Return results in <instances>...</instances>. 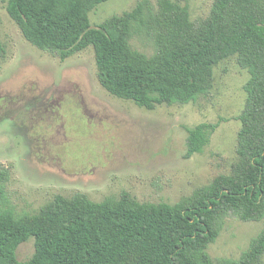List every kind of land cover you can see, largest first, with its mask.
Segmentation results:
<instances>
[{"label": "trees", "instance_id": "trees-1", "mask_svg": "<svg viewBox=\"0 0 264 264\" xmlns=\"http://www.w3.org/2000/svg\"><path fill=\"white\" fill-rule=\"evenodd\" d=\"M107 1L8 0L7 11L30 43L61 59L92 46L101 85L150 110L208 95L215 67L236 57L250 74L236 157L228 172L174 203L142 201L127 190L101 201L57 193L34 212L6 203L0 264H264V227L238 258L207 251L229 215L264 219V0H214L197 18L187 0H138L93 26L91 12ZM135 37L154 52L135 48ZM5 55L0 36V60ZM217 126L188 128L185 158L202 153ZM30 238L35 251L20 260L18 247Z\"/></svg>", "mask_w": 264, "mask_h": 264}, {"label": "rangeland", "instance_id": "rangeland-1", "mask_svg": "<svg viewBox=\"0 0 264 264\" xmlns=\"http://www.w3.org/2000/svg\"><path fill=\"white\" fill-rule=\"evenodd\" d=\"M0 0V208L34 212L55 194L87 193L103 200L123 190L142 201L174 203L197 186L229 171L236 157L237 118L250 74L230 57L215 67V86L197 101L150 110L107 91L97 75L92 46L61 59L30 43ZM138 0H109L90 14L96 26ZM156 2V0H153ZM214 0H187L193 18L206 16ZM148 54L152 43L135 37ZM218 124L202 153L185 158L188 128ZM6 174V179L2 175ZM264 227V219L229 215L207 249L238 258ZM35 251L20 244V260Z\"/></svg>", "mask_w": 264, "mask_h": 264}]
</instances>
